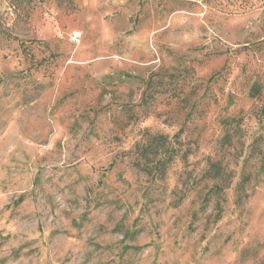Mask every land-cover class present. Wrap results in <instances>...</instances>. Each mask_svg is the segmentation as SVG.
Here are the masks:
<instances>
[{
    "label": "rangeland",
    "instance_id": "1",
    "mask_svg": "<svg viewBox=\"0 0 264 264\" xmlns=\"http://www.w3.org/2000/svg\"><path fill=\"white\" fill-rule=\"evenodd\" d=\"M0 264H264V0H0Z\"/></svg>",
    "mask_w": 264,
    "mask_h": 264
},
{
    "label": "trees",
    "instance_id": "2",
    "mask_svg": "<svg viewBox=\"0 0 264 264\" xmlns=\"http://www.w3.org/2000/svg\"><path fill=\"white\" fill-rule=\"evenodd\" d=\"M261 92H262V86L259 85L258 83H256L252 88H251V91H250V96L255 98V97H258L261 95ZM157 141H159L160 139L163 140V136H160V137H155Z\"/></svg>",
    "mask_w": 264,
    "mask_h": 264
},
{
    "label": "built area",
    "instance_id": "3",
    "mask_svg": "<svg viewBox=\"0 0 264 264\" xmlns=\"http://www.w3.org/2000/svg\"><path fill=\"white\" fill-rule=\"evenodd\" d=\"M74 40H76V37H73Z\"/></svg>",
    "mask_w": 264,
    "mask_h": 264
}]
</instances>
